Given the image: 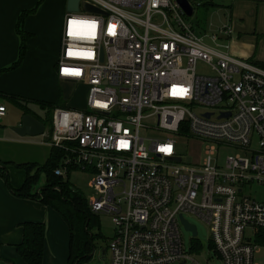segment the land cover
Listing matches in <instances>:
<instances>
[{
  "label": "built area",
  "instance_id": "2783aa9c",
  "mask_svg": "<svg viewBox=\"0 0 264 264\" xmlns=\"http://www.w3.org/2000/svg\"><path fill=\"white\" fill-rule=\"evenodd\" d=\"M56 64L87 85L86 105L55 106L43 141L61 150L55 175L92 172L88 207L113 223L107 264H210L184 248L186 213L208 224L221 264H264V198L244 190L264 187V65L206 43L177 0H79ZM177 136L215 144L186 160ZM224 145L246 153L220 159Z\"/></svg>",
  "mask_w": 264,
  "mask_h": 264
},
{
  "label": "crops",
  "instance_id": "0c3cea01",
  "mask_svg": "<svg viewBox=\"0 0 264 264\" xmlns=\"http://www.w3.org/2000/svg\"><path fill=\"white\" fill-rule=\"evenodd\" d=\"M24 9H32L25 14L22 22L23 28L28 32L24 55L17 65L9 67L18 57L20 36L15 26L20 12ZM65 12L66 0H0V96L10 100L7 94L14 93L31 99L57 101L56 106L69 105L58 84L63 78L58 77L56 64L61 50ZM230 33L231 28L227 35ZM21 111L24 112L22 108ZM4 118L13 125L20 121V118L8 116L7 111ZM4 131H8L6 126L0 128V140L7 137L2 134ZM12 139L15 143L22 142L18 138ZM43 140L44 137L35 143L48 146L43 160L45 161L51 146ZM3 141L8 142V139ZM0 161L13 165L27 161L38 162L5 160L2 157ZM8 173L11 183L17 185L20 180H13L9 168ZM24 220L45 222L42 263L63 264L68 257L70 243L67 222L52 206L37 198L13 192L0 174V264H27L16 247L22 238L20 222Z\"/></svg>",
  "mask_w": 264,
  "mask_h": 264
},
{
  "label": "rangeland",
  "instance_id": "374dc122",
  "mask_svg": "<svg viewBox=\"0 0 264 264\" xmlns=\"http://www.w3.org/2000/svg\"><path fill=\"white\" fill-rule=\"evenodd\" d=\"M189 20L194 25L195 32L209 45L219 49L228 50L230 54L237 57L248 59L252 62L264 63V0H202L200 5L194 6V11L189 15ZM223 25H229L231 33L219 31ZM216 34L214 38L212 35ZM198 72L210 73L209 68L202 62L196 64ZM65 95L69 105L83 108L86 105L87 85L83 82L74 83L64 79H60L58 83ZM24 100L28 107L40 116L45 117V110L27 98ZM0 102L6 105L8 116L20 118L22 115L21 108L17 107L13 102L0 96ZM8 131L2 134L7 137L8 142L0 140V157L3 159L14 160H36L42 162L45 159L48 146L37 144L44 134L36 135H18L12 129V123L6 121V118L0 121V128L5 127ZM49 123L46 122V128ZM21 139L23 144L15 143L14 139ZM14 142V143H13ZM206 139H200L196 136H177V147L184 155V159L191 160L194 157L202 159L205 155V149L209 145H214ZM226 153L245 154L242 148H235L224 145L220 148L219 156ZM9 168L10 175L13 180H21L24 176L25 168L19 165L4 164ZM55 165L51 168L53 169ZM34 169V168H33ZM92 172L89 169H69V181L81 191L88 203L91 196L98 194L99 190L91 182ZM46 175L44 171H40L34 188L45 184ZM11 183V180H10ZM244 190H251L259 199L264 198V187L256 184L245 185ZM187 219L196 225L197 237L193 239L191 232L183 225H180L181 235L186 250L191 249L203 259L204 255L209 252L212 256L209 259L210 264H221V260L210 246V228L207 223L199 219L193 214L186 213ZM90 230L94 232L93 244L94 252L79 264H107L108 251L106 257L101 258L100 247L107 244L108 238L113 233V223L110 215L107 213H97V221L90 225ZM96 232H98L96 234ZM203 248L204 252H201ZM257 259H264V252L256 253ZM262 261V260H261Z\"/></svg>",
  "mask_w": 264,
  "mask_h": 264
},
{
  "label": "trees",
  "instance_id": "16d2710c",
  "mask_svg": "<svg viewBox=\"0 0 264 264\" xmlns=\"http://www.w3.org/2000/svg\"><path fill=\"white\" fill-rule=\"evenodd\" d=\"M31 10H22L16 21L15 28L20 36V47L17 59L9 67L17 65L24 55L25 39L28 36V32L23 28L22 22L25 14ZM7 97L14 104L21 107L24 112L34 113L24 102L25 97L14 93L7 94ZM33 101L45 110L46 116L34 114L42 119L45 124L46 122L50 124L52 109L58 105V102L43 99H33ZM60 155L61 150L51 146L45 161L19 163L20 166L25 168V172L17 185L10 183L8 168L3 165L2 161H0V174L5 178L6 184L13 192L18 195L37 198L58 210L70 228L69 253L63 264H79L91 255L95 235L90 230V225L97 221V214L89 209L81 191L69 181V170L65 177L53 173L51 167L58 163ZM42 170L46 175L45 184L34 188L35 181ZM20 225L22 226V238L16 245L18 253L27 264H43L42 252L45 239V222L24 220L20 222Z\"/></svg>",
  "mask_w": 264,
  "mask_h": 264
},
{
  "label": "water",
  "instance_id": "95a60500",
  "mask_svg": "<svg viewBox=\"0 0 264 264\" xmlns=\"http://www.w3.org/2000/svg\"><path fill=\"white\" fill-rule=\"evenodd\" d=\"M180 6L185 10L188 15L192 14V5L188 0H177ZM79 6V0H66V10H77ZM82 6L87 11L92 12H104L99 7L94 6L88 2H82ZM46 124L45 122L36 116L34 113L31 112H23L20 121L17 125H14L12 129L18 133L19 135H36L43 133L45 130ZM178 158V157H177ZM184 226L191 232L192 235L197 234L196 225L190 223L186 219L180 216ZM95 246L93 245V249L91 254L94 252ZM100 256L101 258L106 257V246L100 247Z\"/></svg>",
  "mask_w": 264,
  "mask_h": 264
}]
</instances>
